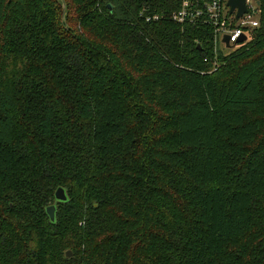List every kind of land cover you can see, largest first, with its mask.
<instances>
[{"label": "trees", "instance_id": "1", "mask_svg": "<svg viewBox=\"0 0 264 264\" xmlns=\"http://www.w3.org/2000/svg\"><path fill=\"white\" fill-rule=\"evenodd\" d=\"M256 1L226 53L180 0H0V264H264Z\"/></svg>", "mask_w": 264, "mask_h": 264}, {"label": "built area", "instance_id": "2", "mask_svg": "<svg viewBox=\"0 0 264 264\" xmlns=\"http://www.w3.org/2000/svg\"><path fill=\"white\" fill-rule=\"evenodd\" d=\"M180 8L173 11L172 19L178 23L204 24L214 28L215 49L218 50L220 38L230 36V47L238 48L241 44L250 40L249 30L260 25L259 5L256 0H247L248 12L243 14L238 20L235 19V13H226L227 0H180ZM254 1V4H252ZM158 19V16L155 17ZM246 35L247 39L239 42L240 36ZM226 45V44H225ZM228 47V48H230ZM218 62H215L214 68L217 69Z\"/></svg>", "mask_w": 264, "mask_h": 264}, {"label": "water", "instance_id": "3", "mask_svg": "<svg viewBox=\"0 0 264 264\" xmlns=\"http://www.w3.org/2000/svg\"><path fill=\"white\" fill-rule=\"evenodd\" d=\"M227 5L229 6V13L233 14L235 13V19L238 20L243 14L247 13L249 8L247 5V0H227ZM247 39L246 35L240 36L238 39L239 42H243ZM223 41L225 42L227 47H230V36L226 35L223 38ZM55 198L56 201H66L68 199L67 192L64 187H59L55 192ZM47 214L49 215L50 219L54 221L56 219V211H57V205L51 204L47 206ZM72 251H67V256L71 257Z\"/></svg>", "mask_w": 264, "mask_h": 264}, {"label": "rangeland", "instance_id": "4", "mask_svg": "<svg viewBox=\"0 0 264 264\" xmlns=\"http://www.w3.org/2000/svg\"><path fill=\"white\" fill-rule=\"evenodd\" d=\"M252 4H254V1H252ZM229 11V8L226 7L225 12L227 13ZM218 49L222 52H226V53H230L233 50L236 49V47H230L228 48L223 42H222V38H220L219 40V44H218Z\"/></svg>", "mask_w": 264, "mask_h": 264}]
</instances>
